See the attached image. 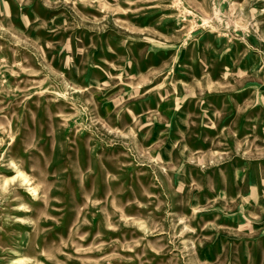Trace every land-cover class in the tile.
I'll return each instance as SVG.
<instances>
[{
	"label": "rangeland",
	"instance_id": "374dc122",
	"mask_svg": "<svg viewBox=\"0 0 264 264\" xmlns=\"http://www.w3.org/2000/svg\"><path fill=\"white\" fill-rule=\"evenodd\" d=\"M0 264H264V0H0Z\"/></svg>",
	"mask_w": 264,
	"mask_h": 264
}]
</instances>
